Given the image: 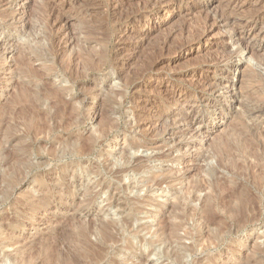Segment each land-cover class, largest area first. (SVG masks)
I'll return each mask as SVG.
<instances>
[{
  "label": "rangeland",
  "instance_id": "1",
  "mask_svg": "<svg viewBox=\"0 0 264 264\" xmlns=\"http://www.w3.org/2000/svg\"><path fill=\"white\" fill-rule=\"evenodd\" d=\"M263 110L264 0H0V264L246 263Z\"/></svg>",
  "mask_w": 264,
  "mask_h": 264
},
{
  "label": "bare ground",
  "instance_id": "2",
  "mask_svg": "<svg viewBox=\"0 0 264 264\" xmlns=\"http://www.w3.org/2000/svg\"><path fill=\"white\" fill-rule=\"evenodd\" d=\"M175 2V1H174ZM172 3H173V1H172ZM169 4V3H168ZM166 5V4H165ZM160 6H161V4H160ZM169 7V6H168ZM175 7V6H174ZM160 9V8H159ZM165 9V8H164ZM168 10V9H167ZM160 11V10H159ZM158 11V12H159ZM156 14V13H155ZM161 14H163V13H161ZM158 15V14H157ZM239 23V22H238ZM238 23H235L236 25H238ZM242 23H246V22H242ZM232 24V23H231ZM239 25H242V24H239ZM246 25H249V24H246ZM245 25V26H246ZM251 26V25H250ZM237 28V26L235 27V29ZM241 28V31H240V29H239V32H236L235 34H236V40L238 41H243V39H245L247 36H249L253 31H252V28H245L244 26L243 27H240ZM244 29V30H243ZM232 30V29H231ZM236 30H238V29H236ZM233 32H234V30H232ZM235 36V35H234ZM234 38V37H233ZM235 40V41H236ZM236 41V42H237ZM260 111V110H259ZM262 111V110H261ZM264 111V110H263ZM259 113V112H258ZM131 219H133V218H131ZM134 220V219H133ZM127 221V220H126ZM130 222H131V220H130ZM240 222H242V218H240ZM208 223V222H207ZM207 223H206V225H207ZM126 226L128 225V223L126 224V223H124ZM233 244V243H232ZM260 247V246H259ZM255 250V249H254ZM263 251H261V248H260V251H261V253L260 254H257V252H253V253H251V255L248 257V259L249 260H247L246 261V263H244V264H255L256 262H258V264H262L261 262H260V260L262 259L263 260V257H264V248L262 249ZM227 251V250H226ZM253 251V250H252ZM151 252V251H150ZM232 253V250H231V247L230 248H228V251L226 252V254H231ZM225 254V255H226ZM235 254V256H240L239 254H237V253H234ZM263 262H264V260H263ZM264 264V263H263Z\"/></svg>",
  "mask_w": 264,
  "mask_h": 264
}]
</instances>
